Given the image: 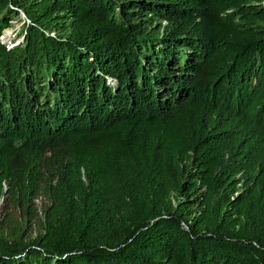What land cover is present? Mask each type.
<instances>
[{
	"label": "trees",
	"instance_id": "1",
	"mask_svg": "<svg viewBox=\"0 0 264 264\" xmlns=\"http://www.w3.org/2000/svg\"><path fill=\"white\" fill-rule=\"evenodd\" d=\"M0 264H264V0H0Z\"/></svg>",
	"mask_w": 264,
	"mask_h": 264
},
{
	"label": "rangeland",
	"instance_id": "2",
	"mask_svg": "<svg viewBox=\"0 0 264 264\" xmlns=\"http://www.w3.org/2000/svg\"><path fill=\"white\" fill-rule=\"evenodd\" d=\"M23 20H24V16L21 15V19L14 20L11 22V28L5 30L3 33V36L1 38V41L4 44L9 45L10 47H13L15 45H18L21 42ZM44 203H45V199L42 197H39L35 201V205L39 209V215H41V210L44 206ZM8 211L13 212L15 217H19L20 215H22L21 210L14 209L12 207L9 208ZM35 220L36 219L33 218V221H35Z\"/></svg>",
	"mask_w": 264,
	"mask_h": 264
}]
</instances>
